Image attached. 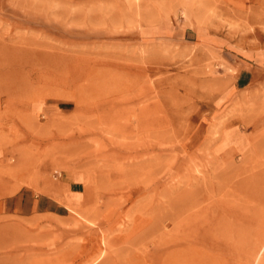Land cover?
<instances>
[{
    "label": "rangeland",
    "instance_id": "1",
    "mask_svg": "<svg viewBox=\"0 0 264 264\" xmlns=\"http://www.w3.org/2000/svg\"><path fill=\"white\" fill-rule=\"evenodd\" d=\"M263 56L264 0H0V264H264Z\"/></svg>",
    "mask_w": 264,
    "mask_h": 264
},
{
    "label": "crops",
    "instance_id": "2",
    "mask_svg": "<svg viewBox=\"0 0 264 264\" xmlns=\"http://www.w3.org/2000/svg\"><path fill=\"white\" fill-rule=\"evenodd\" d=\"M237 80L240 82L249 81L251 76L256 73L264 74V56L258 57V59L244 60L238 63L236 67ZM55 179L58 181L54 191L58 193L69 192L77 197L81 194L82 188L85 181L84 173L79 171L77 167H69L61 172H59ZM38 199L33 203V211L36 213H58V208L65 207L56 198L50 195H37ZM46 199L50 202L52 206H42L43 200Z\"/></svg>",
    "mask_w": 264,
    "mask_h": 264
}]
</instances>
